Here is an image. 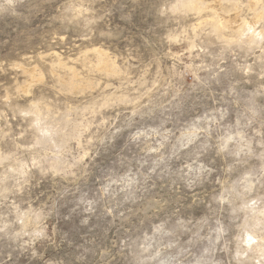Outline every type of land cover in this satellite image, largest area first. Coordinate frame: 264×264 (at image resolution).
<instances>
[{
  "label": "rangeland",
  "instance_id": "1",
  "mask_svg": "<svg viewBox=\"0 0 264 264\" xmlns=\"http://www.w3.org/2000/svg\"><path fill=\"white\" fill-rule=\"evenodd\" d=\"M0 264H264V0H0Z\"/></svg>",
  "mask_w": 264,
  "mask_h": 264
},
{
  "label": "bare ground",
  "instance_id": "2",
  "mask_svg": "<svg viewBox=\"0 0 264 264\" xmlns=\"http://www.w3.org/2000/svg\"><path fill=\"white\" fill-rule=\"evenodd\" d=\"M210 6H211V5H210ZM252 22H253V21H252ZM252 22H251V23H252ZM255 22H256V20H255ZM251 23H250V24H251ZM98 64L101 65V66H103L104 68H108V69L110 68V64H108V62H107L105 59L101 58V57L98 58ZM63 68H64V67H63Z\"/></svg>",
  "mask_w": 264,
  "mask_h": 264
}]
</instances>
